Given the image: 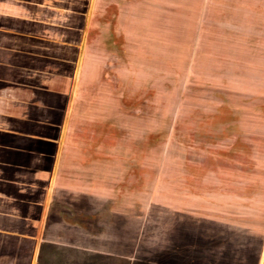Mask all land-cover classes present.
I'll return each mask as SVG.
<instances>
[{"label": "rangeland", "instance_id": "obj_1", "mask_svg": "<svg viewBox=\"0 0 264 264\" xmlns=\"http://www.w3.org/2000/svg\"><path fill=\"white\" fill-rule=\"evenodd\" d=\"M56 5L0 53V264H264V0Z\"/></svg>", "mask_w": 264, "mask_h": 264}, {"label": "crops", "instance_id": "obj_2", "mask_svg": "<svg viewBox=\"0 0 264 264\" xmlns=\"http://www.w3.org/2000/svg\"><path fill=\"white\" fill-rule=\"evenodd\" d=\"M64 2V0H0V53H5L6 50L8 48H10L9 45H12L13 48H10L14 53H17L19 51V49L21 47L18 46L17 41L19 40V38H23L25 37V40L29 41V46L31 47V40L32 39H36L37 36V28L39 26V21H43L46 24H52L55 21V16L53 14L54 11H59L58 6L56 4H60L61 6L62 3ZM62 12V11H60ZM64 14V13H63ZM68 23H62V26L65 27L67 26ZM22 27L23 29H25L24 31H22ZM22 35L20 37H15V35ZM24 36V37H23ZM21 42V41H20ZM1 57V56H0ZM21 57V56H19ZM1 63V60H0ZM15 64L17 65L16 61ZM16 115L12 114L11 116H9L8 114L6 115H0V120L4 121V125L7 124H14L15 119H16ZM16 125V124H14ZM6 127V126H5ZM13 127L12 125H10L8 128ZM0 131H2V134L0 135H12L11 137H14V139H16V133H12L8 132V130H3L0 127ZM4 131V132H3ZM11 133V134H10ZM39 154V152H38ZM18 167H24V166H18ZM29 166V170L28 173L30 174V179L33 178V174L30 173L31 169ZM64 167V166H62ZM13 166H3L1 169H3V171H8V174H6L7 177H9ZM58 166H51L49 169L48 168H44L39 170L36 168V178H39L41 175V178H43L44 180L48 181V174H50V172H52V175L54 173V176L52 178L51 184L50 186L53 188L54 187V181L56 179L57 176V170H58ZM22 170V168H21ZM24 174L19 175L20 178H22V180L25 178H27L29 175L25 172H23ZM56 174V175H55ZM19 177L17 178V180H19ZM29 179V180H30ZM1 180V179H0ZM13 181V180H11ZM20 181V180H19ZM65 180H61V182H64ZM67 181V180H66ZM53 182V183H52ZM56 183V181H55ZM79 184V183H78ZM77 186H84V183H80ZM70 186H63L61 189H68ZM81 192H83L84 195L81 194ZM76 195L78 196V198L76 197V199H74L73 201H75V203L78 202H84V203H90V201H96V200H100L102 199V196L99 194L95 195L92 193L87 192L86 190H81V191H76L75 192ZM83 196V197H82ZM87 197V199H86ZM82 198V199H81ZM99 198V199H98ZM81 199V200H80ZM90 201H89V200ZM88 200V202H87ZM55 201V195H53L51 197L50 203H48V205L46 206L45 210L50 213V204L51 202L53 203ZM84 208H80V210L77 211H71V213H67V215H57L59 218L56 221V223L61 224L63 226H65L64 224H66L67 226L71 227V228H77L79 231H87V224H86V218L88 217V212L86 210H83ZM95 209L93 208L91 211V213L89 214L90 217L89 219H93L95 220V216L98 215L96 213V211H94ZM49 215V214H48ZM63 217V219L61 218ZM0 232L4 233L5 237L7 238V235H17L16 232H9V231H1ZM9 238V237H8ZM44 239V238H43ZM43 240H41L40 243L37 244V248L39 250V253L41 252H45L46 251V246L48 244H44L42 242ZM44 245H43V244ZM7 244V243H6ZM50 246V245H48ZM63 247V246H62ZM50 248H55L58 249L56 247H54L53 245L50 246ZM63 249L66 250V247H63ZM50 251V249H49ZM43 252V253H44ZM52 254V253H51ZM43 256V254H42ZM39 261L40 257L38 258ZM38 261V262H39Z\"/></svg>", "mask_w": 264, "mask_h": 264}, {"label": "trees", "instance_id": "obj_3", "mask_svg": "<svg viewBox=\"0 0 264 264\" xmlns=\"http://www.w3.org/2000/svg\"><path fill=\"white\" fill-rule=\"evenodd\" d=\"M193 243V242H192ZM220 243H223V242H220ZM188 245V244H187ZM193 245H196V244H193ZM217 246H219V244H217ZM224 256H225V254H224ZM238 257H236V259H237ZM224 259H226V256H225V258ZM185 261H187V260H185ZM192 261V260H191ZM211 264H219V263H216V262H212ZM220 264H227V263H220Z\"/></svg>", "mask_w": 264, "mask_h": 264}]
</instances>
